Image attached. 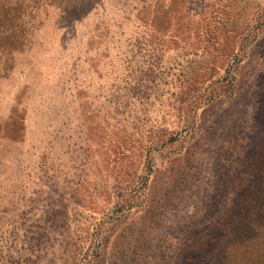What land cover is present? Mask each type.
Here are the masks:
<instances>
[{"label": "rangeland", "instance_id": "obj_1", "mask_svg": "<svg viewBox=\"0 0 264 264\" xmlns=\"http://www.w3.org/2000/svg\"><path fill=\"white\" fill-rule=\"evenodd\" d=\"M48 3L0 76V264H240L264 0Z\"/></svg>", "mask_w": 264, "mask_h": 264}, {"label": "trees", "instance_id": "obj_2", "mask_svg": "<svg viewBox=\"0 0 264 264\" xmlns=\"http://www.w3.org/2000/svg\"><path fill=\"white\" fill-rule=\"evenodd\" d=\"M67 2L68 0H0V76L4 75L7 68H12L15 54L25 50L31 44L32 34L36 30L34 20L41 12L40 9H43L47 3L50 6H55L56 9H60L65 4L67 5ZM261 150L263 161L264 138L262 139ZM251 175L255 178L253 173ZM247 183L245 180L242 184L244 188L242 190L243 193L248 187ZM242 195L239 194L238 204H234L233 202L234 205L229 216L231 217L237 213L238 217L244 218L245 223L238 225L237 228L234 226L227 228L229 230L228 236L229 239L233 240L238 236L237 231L243 229L244 234H241L239 239L247 243L245 246H242L243 251L240 253L241 258H239L240 264H264V196L263 198H257V200L246 198L244 203L249 202L255 208V210L246 211L241 206L243 204ZM261 201L263 204L259 206L258 204ZM256 223H258V229H255ZM245 226L248 227L246 228ZM252 240L254 244H250ZM233 245L235 246L236 243L234 242ZM226 250L231 252L229 245ZM236 262L232 261V263ZM220 264L222 263L220 262Z\"/></svg>", "mask_w": 264, "mask_h": 264}]
</instances>
